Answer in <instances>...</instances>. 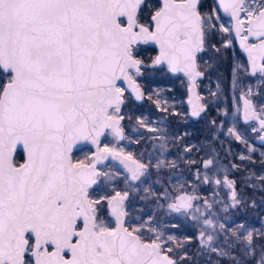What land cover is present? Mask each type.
I'll return each instance as SVG.
<instances>
[{"label": "snow or ice", "instance_id": "1", "mask_svg": "<svg viewBox=\"0 0 264 264\" xmlns=\"http://www.w3.org/2000/svg\"><path fill=\"white\" fill-rule=\"evenodd\" d=\"M144 6L145 0H0V264H177L161 235L146 239L143 225L125 226L127 192L96 194L114 179L98 167L109 157L125 165L126 181L149 167L102 147L101 137L125 139L123 108L130 97L143 98L137 81L145 72L166 66L194 87L202 75L198 54L215 31L229 34L225 47L234 33L252 73L264 74V0H218L207 13L200 0H159L147 18ZM221 8L230 26L217 27ZM149 46L156 55L146 60ZM201 111L194 106L191 115ZM244 119L264 131V108L248 99ZM81 145L94 150L76 159ZM232 196L235 207L240 201ZM190 199L178 196L169 207L180 211ZM102 202L115 227L100 219Z\"/></svg>", "mask_w": 264, "mask_h": 264}, {"label": "rangeland", "instance_id": "2", "mask_svg": "<svg viewBox=\"0 0 264 264\" xmlns=\"http://www.w3.org/2000/svg\"><path fill=\"white\" fill-rule=\"evenodd\" d=\"M152 1L155 0H145V3L152 4ZM200 5V10L204 13L217 8L215 0H200ZM217 14L220 17L217 27L219 24L231 25V20L219 10ZM228 35L220 31L208 34L204 50L198 54V66L203 76L196 81L197 95L201 105H208L216 114L221 115L216 131H210L204 120L198 123L203 128V136L199 139L192 140L182 136L193 132L186 128L192 122L189 115L192 113L193 101L187 99L189 94L178 92L176 95L174 88L178 86L183 89L184 85L190 84V80L183 73H171L163 66L158 70L145 72L138 79L143 98L135 100L130 97L123 108L125 120L128 119L131 123L132 134H125V139L118 142V139L106 133L101 143L102 147H109L114 142L118 149V143L121 142L119 148L122 149L127 147V141L133 139L136 145H146L151 151L146 153V148L142 150L146 154L139 160L149 167L137 181H126L125 177L129 173L113 160L103 163L104 167L100 169L114 179L102 183L96 194L127 192V204L124 205L126 226L143 225L145 238L151 236L147 229H153L152 234L161 235L167 241L165 247L178 252L177 259L174 257L177 264L190 261L194 223L199 224L198 236L201 237L200 228H206L203 226L206 220L212 221L207 225L214 229L213 239L208 245V251L213 255L226 257V260L230 257L233 260L231 264H261L264 258V146L254 143V139L261 134L258 123L244 119L245 99H249L256 108H264V74L249 76L247 60L238 51L233 34L232 44L225 47ZM226 65L230 76H226V70H222ZM180 83L184 85L180 86ZM193 117L203 120L204 115L201 111L199 116ZM139 120H143L144 124H139ZM253 127L256 131H253ZM229 129L233 131L230 132ZM236 133L240 134L241 139H236ZM179 143L183 148L182 154L176 153ZM210 143H214L215 151L220 156L219 160L209 158L214 164L211 165L208 180L180 166V163L182 165L193 161L195 152L203 150ZM81 149L75 151L76 159H84L85 155H90V149L94 150L91 146ZM157 162H160L159 167L156 166ZM223 163L226 171L227 168L231 171L230 176L223 173ZM225 178L231 179L235 185L238 181L241 182V186H237L235 190L236 199L245 197L247 201L251 200L250 204L256 209L253 216L245 217L244 213L237 210L238 206H233L234 201H230L232 188L224 183ZM218 179L220 184L216 183ZM180 192L192 193L197 199L196 205L174 215L169 211L165 212L170 217V221L166 222L167 228L160 222L162 217L150 223L152 218L150 214H146L147 203L157 201L160 196L171 201ZM255 197L261 201H255ZM232 208L234 210L229 211ZM99 217L111 227L115 226L106 202H102L99 208ZM249 232L252 233L250 242L246 239ZM168 237L172 239L168 240Z\"/></svg>", "mask_w": 264, "mask_h": 264}, {"label": "flooded vegetation", "instance_id": "3", "mask_svg": "<svg viewBox=\"0 0 264 264\" xmlns=\"http://www.w3.org/2000/svg\"><path fill=\"white\" fill-rule=\"evenodd\" d=\"M197 63H198V59H197ZM247 71H248V74H249L248 64H247ZM200 72L202 73V75L199 76V77H197L196 78V81L197 80H200L202 78V76H203V72L202 71H200ZM249 76H250V74H249ZM250 77H252V76H250ZM196 81H195V86L194 87L192 85V82L190 81V84L188 86L184 85L183 83H180V86H183L184 85V88L183 89L182 88L180 89L178 86H176V88H174V92H175L176 95H177L178 92L179 93L182 92L181 94H184V95L189 94V97L187 99L190 102L193 101L192 108H191L192 111H193V107L194 106H200V107L203 108V111H202V115H204L203 120L202 119L195 118L192 115H189L190 121H192L191 122L192 124L191 123H190V125L188 124L186 126V128L189 129V130H192L193 132H191L189 134H186V133L182 134L183 137L185 136V138H190L192 140H194V139L197 140V139H199V137L203 136V128H202V126H200L198 124L200 121L201 122H204V120H205V122L208 123V129L210 131H212V132L213 131H216L215 128H214V126L216 125V121L213 119L214 109H212V107H209L208 105H205V106L204 105H201L200 99H199V97L197 95V85H196ZM256 109L257 110H260V108H256ZM255 122L258 123V121H256V120H255ZM123 124H124V128H125L124 135L125 134H127V135L130 134L131 135L133 131L131 130V123H130V121L128 119H126V120H124ZM258 125H259V123H258ZM196 131H198V133ZM104 136L101 138V143H102V139L104 138ZM256 138L254 139V143L255 144H257L256 143ZM132 140L133 139H131L130 141H127V143H126L127 147L126 148H122V149L119 148V145L122 144L121 142L118 143L119 144L118 145V149H117V144L114 143V142L110 143V146L109 147L110 148H115L117 151H121L122 150L125 156H127V155L130 154V155H132V157L134 159H137V160L143 159L145 157V154L146 153L151 152L150 150H148V148H147L146 145H143V146L136 145L134 143V141H132ZM119 141L120 140H118V142ZM257 145H260V144H257ZM262 146H264V145H262ZM143 148H146L147 149L146 150V153H143V151H142ZM176 150H177L176 153H180V154L183 153L182 152L183 151V148H182V146H181L180 143H179V146H178V148ZM197 151L198 152H195V159H193V161H191L190 163H182V165L180 163V166H184L185 169H187L188 171L190 170L193 174H200V175H202V177L204 178V180H208L210 178V174L209 173L211 171V165H213L214 163L212 162L211 164L207 165V167H206L205 166V162L206 161H209L210 160L209 159L210 157H212V158L215 159L216 156H220L218 154L219 152L218 151H215L214 143H210L207 146H205V148L203 150H200V151L197 150ZM135 156H137L139 158H137ZM146 157H147V155H146ZM110 160H113L114 162L118 163L120 166H123V168L125 169V172H128L127 171V168L125 167V165L123 163H121L120 159H114L112 157H109L107 160L103 161L100 165H98V167L99 168H103L104 166H102V164L105 163V162H107V161H110ZM130 163L131 162L129 161V164ZM227 170H228V168H227ZM204 175H206V176H204ZM226 175L227 176H230L229 173L228 174L226 173ZM227 180L232 181L229 178H227ZM239 185L241 186V182L240 181H238V184L237 185H235L234 182L232 183V187H231L232 188V193L235 192V190L237 189V186H239ZM262 186L264 187V181L262 182ZM184 193L189 194L191 196V201H190L191 202V206L190 207H187V208H182L180 211L189 210L193 206H195L196 203H197V199H195L193 197V194L192 193L180 192L171 201L165 199L164 196L163 197L160 196V197H158L157 201H155L153 203L151 201L150 203H147V206L145 207L147 209L146 210V212H147L146 214H150L151 215V218H152L151 219L152 221H149V222L150 223H153L154 221H156L157 218L160 219L159 217H162L160 219V222H162L163 223L162 225H164L165 228H167L166 222H169L170 221V217L168 218L167 215L165 214V212L169 211L171 215L172 214L174 215L175 213H177L178 211H175V210L171 209L169 207V205L171 203L175 202L176 201V198L178 196H180L181 194H184ZM232 193H231V199H230V201L233 200ZM255 198H256L255 201H257V200L258 201L259 200L261 201V199H258L257 197H255ZM125 201H126V199H125ZM125 201H124V205L126 203ZM239 201H240V204L237 205L238 206V209L237 210L239 212L244 213L245 217H248L249 218V217L253 216V214L256 211V209L253 208L252 205L250 204V201L251 200L250 201H247V199L244 197V198H240ZM259 202H257V203L255 202V203L258 204ZM124 205H123V208H124ZM233 210L234 209L232 208L229 211H233ZM171 215H169V216H171ZM144 216H145V214H144ZM111 219H112L113 222H115V218L114 217L111 216ZM169 224H171V223H169ZM115 226H116V222H115ZM125 226H126V215H125ZM194 226H195V230H194V233H193V240L191 241V243L193 244V250L191 251L192 256L190 257V261L189 262L185 261L182 264H231V263H233V260L230 257H228V260H226V257L220 258V257H217L216 255H213L212 253H210L208 251V245L211 242H209L207 240V237L209 235H211L213 237V235H214V229H211L207 224H203V226H205L206 228L205 229L204 228H200V233L202 234V236L199 237L198 236L199 235V233H198L199 224L196 222V223H194ZM168 228H170V227L168 226ZM147 231L149 232V235H151V236L147 237L146 239L151 238V237H154V235H156V233H153L152 234V231H149V229H147ZM181 242L183 243L184 241H181ZM177 253H175L174 250L171 253L172 258L174 260H175V258L177 259V255H176Z\"/></svg>", "mask_w": 264, "mask_h": 264}, {"label": "trees", "instance_id": "4", "mask_svg": "<svg viewBox=\"0 0 264 264\" xmlns=\"http://www.w3.org/2000/svg\"><path fill=\"white\" fill-rule=\"evenodd\" d=\"M159 6V0H155V1H152V4H149V3H145V6H144V8H143V16L144 17H149L150 16V14L155 10V7H158ZM142 55H143V57L147 60V59H150L151 57H153V56H155L156 55V52L155 51H153V49H152V47L151 46H149L148 48H147V50L146 51H144L143 53H142ZM222 70L225 72V70H226V76H230L229 74H230V71H229V68H228V66L226 65V67H222ZM221 118V115L220 114H216V111L214 110V112H213V119L216 121V125L214 126V128H215V130H217L218 129V127H217V122H218V120ZM216 159H218L219 160V156H216ZM225 166V163H223L222 164V167H224ZM223 173L226 175V173L228 174H231V171H229V170H227L226 171V166L224 167V171H223ZM264 189V188H263Z\"/></svg>", "mask_w": 264, "mask_h": 264}, {"label": "water", "instance_id": "5", "mask_svg": "<svg viewBox=\"0 0 264 264\" xmlns=\"http://www.w3.org/2000/svg\"><path fill=\"white\" fill-rule=\"evenodd\" d=\"M215 4H216V7H217V5H218V0H215ZM219 12H220L224 17L229 18V19L231 20V17H230L228 14L224 13V11H223L222 8L219 9ZM232 23H233V21L231 20V24H232ZM233 36H234V40H235V42H236V46H237L238 51H239V52L245 57V59L247 60V64H248V68H249V74H250V76L254 77V76L259 75V74H260L259 72L255 73V74L252 73V70H251V66H250V64H249V59H248V55H247V53L241 48L240 43H239V40H238V38L235 36L234 33H233ZM258 123H259V122H258ZM101 138H102V137H101ZM256 143H257V144H260V145H264V131H262L261 134L256 138ZM81 147H84V146L81 145L80 148H81ZM91 147H93V149H94V146H91ZM181 195H184V196H187V197H190V198H191V196H190L189 194H186V193L181 194ZM181 195H180V196H181ZM190 201H191V199H190ZM190 201H189V203H190V205H191V202H190ZM124 220H125V217H124Z\"/></svg>", "mask_w": 264, "mask_h": 264}]
</instances>
